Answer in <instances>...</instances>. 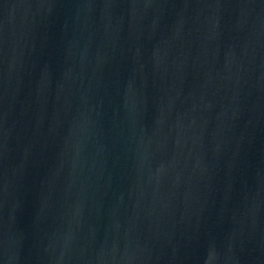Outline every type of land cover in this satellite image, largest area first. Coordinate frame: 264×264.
Here are the masks:
<instances>
[{
  "label": "water",
  "instance_id": "water-1",
  "mask_svg": "<svg viewBox=\"0 0 264 264\" xmlns=\"http://www.w3.org/2000/svg\"><path fill=\"white\" fill-rule=\"evenodd\" d=\"M0 264H264V0H0Z\"/></svg>",
  "mask_w": 264,
  "mask_h": 264
}]
</instances>
